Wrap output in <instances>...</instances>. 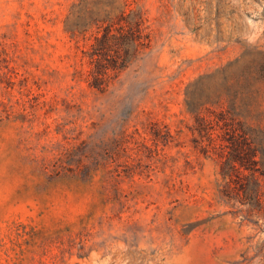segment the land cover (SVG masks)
<instances>
[{
  "label": "rangeland",
  "instance_id": "1",
  "mask_svg": "<svg viewBox=\"0 0 264 264\" xmlns=\"http://www.w3.org/2000/svg\"><path fill=\"white\" fill-rule=\"evenodd\" d=\"M125 4L151 46L100 92ZM0 264H264V0H0Z\"/></svg>",
  "mask_w": 264,
  "mask_h": 264
},
{
  "label": "trees",
  "instance_id": "2",
  "mask_svg": "<svg viewBox=\"0 0 264 264\" xmlns=\"http://www.w3.org/2000/svg\"><path fill=\"white\" fill-rule=\"evenodd\" d=\"M84 15L79 13L76 22L72 24L66 22L65 31L75 42L85 38L84 32L88 24ZM96 22H99L97 33L93 36L89 49L84 52L89 65L86 80L90 88L104 92L123 71L150 48L151 32L143 9L138 6L131 7L128 4L119 10L115 18L101 19ZM193 114L199 127H212L213 119L210 116L202 115L200 110ZM220 117L222 118L219 121H222L225 126V118ZM216 124L218 128H223L219 122ZM153 135L155 138L160 136L159 130L155 129ZM164 135L166 137L162 142L167 144L172 136L168 131ZM245 145L240 148V152L236 149L232 153L233 156L224 158L223 164H228L234 169L238 164L243 169L254 170L259 162L256 160L257 153L250 143Z\"/></svg>",
  "mask_w": 264,
  "mask_h": 264
}]
</instances>
